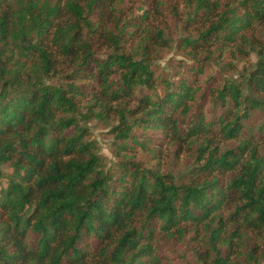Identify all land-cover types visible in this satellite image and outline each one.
Segmentation results:
<instances>
[{"label": "trees", "instance_id": "1", "mask_svg": "<svg viewBox=\"0 0 264 264\" xmlns=\"http://www.w3.org/2000/svg\"><path fill=\"white\" fill-rule=\"evenodd\" d=\"M184 1L187 22L202 27L181 40L190 61L172 80L155 74L145 50L121 48L127 31H107L109 50L96 56L91 37L106 0H0V264H167L162 234L189 235L193 264H258L257 246L237 248L249 233L264 243V147L245 123L260 113L264 139V40L250 34L264 26V0ZM250 52V68L225 72ZM59 61L70 72L57 76ZM206 97L211 120L188 123ZM111 117L118 151L140 149L145 160L106 167L86 122ZM136 126L147 130L144 142ZM199 135L188 180L161 171L160 139ZM213 137L236 145L211 147Z\"/></svg>", "mask_w": 264, "mask_h": 264}, {"label": "rangeland", "instance_id": "2", "mask_svg": "<svg viewBox=\"0 0 264 264\" xmlns=\"http://www.w3.org/2000/svg\"><path fill=\"white\" fill-rule=\"evenodd\" d=\"M144 11L147 13L146 15H143ZM189 12L190 8L184 0H106L103 6L99 8V11H96L100 23L97 25V32L91 37L93 50L97 57H104L105 53L109 50L105 39L106 32L110 31L115 34L117 32L121 33V30L123 32L127 31V33H121V48L127 52L135 50L138 53L141 50H145L155 74L166 78L168 75H173L175 71L180 72L182 66L189 64L188 49L181 45L180 42L184 37L194 35L202 27L197 22H187L186 16ZM64 15V13L61 14V19L65 18ZM144 16L146 17L144 18ZM59 18L60 15L57 20ZM157 30L162 31L161 37L165 42L159 38L156 33ZM250 34L263 41L264 26H256L252 33L250 31ZM255 60L256 54L253 52H250L248 55L244 54L243 56L236 54L233 59V68L231 70L227 69L225 72L229 76L237 77L240 74L239 72L250 68L251 63ZM211 67L212 72H217L220 65L215 64ZM71 69L72 67H69L66 62L59 61L57 70H60V72L57 76L68 73ZM203 76L200 78L202 85L206 81ZM176 77V75H173L172 80ZM51 81L58 83L61 81V78L56 77ZM158 90L161 91L159 88ZM199 100L201 99L199 98ZM127 102V105H131L136 101L131 99L127 100ZM211 105L209 97H206V99L200 102V109H196L194 106L185 120L188 122L190 119H194L196 115L202 114L204 123L209 122L214 110V107ZM260 116V113L253 114L245 123L254 135L255 140H253V143L260 145V149H263L264 139L258 137L256 128L262 120ZM109 124H113L112 117L108 121L91 118L86 122V126L89 129L88 134H90L89 138L95 141L97 152L103 157L106 167H110L113 170L116 162L123 159L127 160L131 157H134L136 160H145L147 154L141 152L140 149L118 151ZM141 127H134L132 133L135 138L142 139L144 142V137L148 133L147 130L144 131ZM182 128H185V123H183ZM160 140L162 141L160 145V157L156 159L158 160V167L162 172L172 174L176 181L188 180L190 178L189 173L193 167L200 164L196 159V148L202 145L203 136L199 135L192 143L177 139L173 141L168 139L166 141ZM234 145H236V140L233 139L226 140L213 137L211 140V147H218L221 150ZM146 146L152 147V145ZM154 163L155 160L151 164L153 165ZM1 170L5 175L11 172V168L8 166H2ZM6 182L7 178L5 176L1 177L0 188L5 187ZM235 202H237L236 198L228 200L227 205L220 211L223 217H226L233 210ZM159 237L157 248L164 251L163 256H161L164 262L168 260L167 264L194 263L195 257L193 253L191 254L188 251L186 243L189 235L184 237L185 240H181L178 237H167L163 234ZM249 245L257 246L258 264H264V243L255 234L249 233L243 237L242 245L237 250L244 252ZM222 249H225V246H222ZM262 251L263 255H261ZM234 261H243V256H238Z\"/></svg>", "mask_w": 264, "mask_h": 264}]
</instances>
